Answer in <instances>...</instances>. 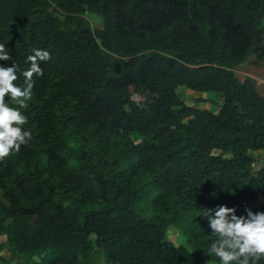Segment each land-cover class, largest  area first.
Listing matches in <instances>:
<instances>
[{
	"label": "trees",
	"instance_id": "1",
	"mask_svg": "<svg viewBox=\"0 0 264 264\" xmlns=\"http://www.w3.org/2000/svg\"><path fill=\"white\" fill-rule=\"evenodd\" d=\"M0 43L21 87L33 50L51 55L20 109L32 140L0 162L17 264H91L96 250L104 264H220L203 208L264 212V96L235 72L264 59V0H0ZM181 87L221 94L219 112ZM186 221L177 247L169 228Z\"/></svg>",
	"mask_w": 264,
	"mask_h": 264
},
{
	"label": "clouds",
	"instance_id": "2",
	"mask_svg": "<svg viewBox=\"0 0 264 264\" xmlns=\"http://www.w3.org/2000/svg\"><path fill=\"white\" fill-rule=\"evenodd\" d=\"M50 59L48 51L34 49L27 57L30 67L22 73L21 87L16 83L18 65L5 44L0 43V61H12L10 66L0 65V162L14 152L19 153L21 146L32 140V133L23 128L28 120L20 109H26V101L32 98L33 77L44 74L41 63ZM6 97L19 107H10ZM245 211L246 216H237L236 209L226 205L203 208L202 216L218 236L210 245V252L219 258L220 264H259L264 259V212Z\"/></svg>",
	"mask_w": 264,
	"mask_h": 264
},
{
	"label": "rangeland",
	"instance_id": "3",
	"mask_svg": "<svg viewBox=\"0 0 264 264\" xmlns=\"http://www.w3.org/2000/svg\"><path fill=\"white\" fill-rule=\"evenodd\" d=\"M86 17L91 22L94 28H102L103 20L100 16L92 13H87ZM236 74L242 80L246 78H252L256 81L258 90L262 96H264V59L258 58L256 56L252 57L248 62L243 65H240L235 69ZM179 94L181 98L190 106L196 107L202 110H208L212 113H218L219 109L223 103V98L221 94H217L214 92L210 93H198L191 91L185 87H181L179 89ZM253 157L256 159L255 171H258L264 165V151H257L253 153ZM148 196H144L141 201V206L146 207L145 199ZM264 205V191L261 192L259 196V200L255 205L256 208H259ZM147 215V212H144ZM190 222L186 221V224L183 223L180 226H171L168 231L169 240L175 245H187V235L186 231L189 229ZM192 225V223H191ZM0 243L3 246L1 252L0 264H17L23 263L24 259L20 257L11 258L10 251L7 245L6 237H0ZM34 261H38L37 258ZM91 264H104L102 259V254L100 251L96 250L93 258L91 260Z\"/></svg>",
	"mask_w": 264,
	"mask_h": 264
}]
</instances>
